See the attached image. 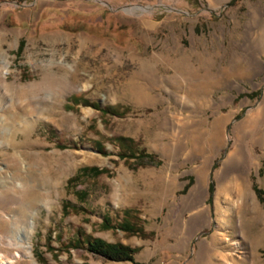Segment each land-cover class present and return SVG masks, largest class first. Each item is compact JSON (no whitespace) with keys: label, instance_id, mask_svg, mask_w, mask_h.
Instances as JSON below:
<instances>
[{"label":"rangeland","instance_id":"1","mask_svg":"<svg viewBox=\"0 0 264 264\" xmlns=\"http://www.w3.org/2000/svg\"><path fill=\"white\" fill-rule=\"evenodd\" d=\"M263 100L264 0H0V263L134 264L80 231L139 264H264V120L233 133Z\"/></svg>","mask_w":264,"mask_h":264},{"label":"trees","instance_id":"2","mask_svg":"<svg viewBox=\"0 0 264 264\" xmlns=\"http://www.w3.org/2000/svg\"><path fill=\"white\" fill-rule=\"evenodd\" d=\"M234 1L236 0H231V2H234ZM70 99L75 103L78 102L77 98L74 95H72ZM82 104L92 106L93 108L99 110L101 114L103 115L105 114L121 115L123 113L121 110L114 108L112 106L101 107L97 102L95 101L90 102L86 99L82 100ZM117 140L122 145V147H124L126 151H128L125 153L123 151L120 152V155L123 157L128 154H130L132 157L136 156L138 158H141V157L152 158L153 157V155L147 154L144 150L133 147V141L130 140V138L118 136ZM101 151L103 153H106L103 150ZM107 171L108 170L105 167H102V168H98L96 166L83 167L80 170V173L74 177H70L68 179V182L72 183L75 179L79 178L80 174L85 173V172H91L93 175H99ZM102 225L105 228H112L114 226V224L108 218L103 219ZM115 227L129 234H139L140 236H144V237L146 236V233L143 230V228L140 225H138L134 220H132L131 217L129 219L128 216L123 217L120 222H117ZM77 236L78 237L76 240L69 242L70 247L84 246L86 250H88L89 252L95 255H99L107 260L132 261L134 264H139L138 262L134 261V255L138 250L137 247L131 246L123 242H108L100 237L83 235L80 231L77 233ZM77 264H90V263L81 262Z\"/></svg>","mask_w":264,"mask_h":264},{"label":"bare ground","instance_id":"3","mask_svg":"<svg viewBox=\"0 0 264 264\" xmlns=\"http://www.w3.org/2000/svg\"><path fill=\"white\" fill-rule=\"evenodd\" d=\"M255 24H257L256 21H255ZM46 87H47V85L44 84L43 89H46ZM64 91L65 90H63V92ZM263 120H264V100L257 105V108H256L255 112L253 114H251L250 116H248L243 121V123L238 128V130H235V132H233L234 136H235V139H236V142H240V141H243L244 139H246L248 137V135H250L252 133V131L255 130V128H257L258 126L263 124L262 123ZM260 138L262 140L264 138V128L260 129ZM239 154H240V150H236L234 153H232L230 158H228L225 161V163H224L223 167L221 168V170H219L217 172L216 176L218 177V179L221 180V179L227 177L231 173V171L234 169V165H235L236 161L239 158ZM0 174H1V172H0ZM7 184L8 185H6V186L11 188V186H12L11 182H9ZM32 185H33V180H31L27 176H24L22 178V180H21L20 188L22 189V192L24 193ZM199 189H200V186H197L194 190H192V192L189 194V196L187 197V199L184 202L186 205H191V204H193V203H195L197 201V199H198V194L197 193L199 192ZM196 195H197V197H196ZM29 203L31 204V202H29ZM32 204H33V202H32ZM230 209H231V206L230 205L227 206V208L225 210V214H227V212ZM0 264H7V263L6 262H2Z\"/></svg>","mask_w":264,"mask_h":264},{"label":"crops","instance_id":"4","mask_svg":"<svg viewBox=\"0 0 264 264\" xmlns=\"http://www.w3.org/2000/svg\"><path fill=\"white\" fill-rule=\"evenodd\" d=\"M185 204V203H184ZM186 205V204H185Z\"/></svg>","mask_w":264,"mask_h":264}]
</instances>
